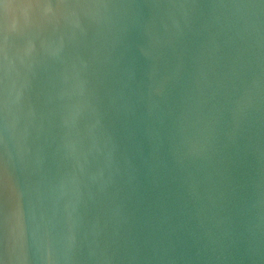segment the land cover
Listing matches in <instances>:
<instances>
[{
	"label": "water",
	"instance_id": "95a60500",
	"mask_svg": "<svg viewBox=\"0 0 264 264\" xmlns=\"http://www.w3.org/2000/svg\"><path fill=\"white\" fill-rule=\"evenodd\" d=\"M0 264H264V0H0Z\"/></svg>",
	"mask_w": 264,
	"mask_h": 264
}]
</instances>
